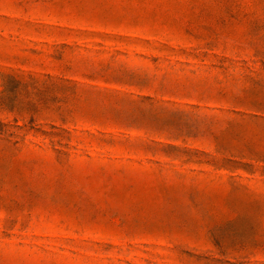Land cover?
Segmentation results:
<instances>
[{"label": "rangeland", "instance_id": "rangeland-1", "mask_svg": "<svg viewBox=\"0 0 264 264\" xmlns=\"http://www.w3.org/2000/svg\"><path fill=\"white\" fill-rule=\"evenodd\" d=\"M0 264H264V0H0Z\"/></svg>", "mask_w": 264, "mask_h": 264}]
</instances>
